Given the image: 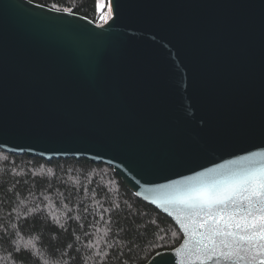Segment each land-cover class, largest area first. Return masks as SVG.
I'll use <instances>...</instances> for the list:
<instances>
[{
  "label": "water",
  "instance_id": "water-1",
  "mask_svg": "<svg viewBox=\"0 0 264 264\" xmlns=\"http://www.w3.org/2000/svg\"><path fill=\"white\" fill-rule=\"evenodd\" d=\"M112 9L99 25L0 0V151L114 168L184 236L147 264H257L197 255L169 214L178 210L161 205L193 178L264 164V0Z\"/></svg>",
  "mask_w": 264,
  "mask_h": 264
},
{
  "label": "trees",
  "instance_id": "trees-1",
  "mask_svg": "<svg viewBox=\"0 0 264 264\" xmlns=\"http://www.w3.org/2000/svg\"><path fill=\"white\" fill-rule=\"evenodd\" d=\"M29 1L95 24L107 11L96 0ZM183 238L112 167L0 151V264H147Z\"/></svg>",
  "mask_w": 264,
  "mask_h": 264
},
{
  "label": "snow or ice",
  "instance_id": "snow-or-ice-1",
  "mask_svg": "<svg viewBox=\"0 0 264 264\" xmlns=\"http://www.w3.org/2000/svg\"><path fill=\"white\" fill-rule=\"evenodd\" d=\"M95 7L98 12L107 8L100 16L107 23L112 0L107 4L96 0ZM193 179L195 183L175 187L161 206L178 210L179 214H169L175 216L195 253L236 261L247 257L264 264V164L222 180Z\"/></svg>",
  "mask_w": 264,
  "mask_h": 264
},
{
  "label": "rangeland",
  "instance_id": "rangeland-1",
  "mask_svg": "<svg viewBox=\"0 0 264 264\" xmlns=\"http://www.w3.org/2000/svg\"><path fill=\"white\" fill-rule=\"evenodd\" d=\"M106 19H107V21L109 20V18H107V17H106ZM104 23H105L104 20L101 19L100 23H98V24H99V25H102V24H104Z\"/></svg>",
  "mask_w": 264,
  "mask_h": 264
}]
</instances>
